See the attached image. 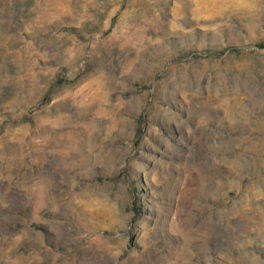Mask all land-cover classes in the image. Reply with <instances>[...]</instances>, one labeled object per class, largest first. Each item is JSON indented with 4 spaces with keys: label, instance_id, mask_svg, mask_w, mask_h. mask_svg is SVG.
Instances as JSON below:
<instances>
[{
    "label": "rangeland",
    "instance_id": "obj_1",
    "mask_svg": "<svg viewBox=\"0 0 264 264\" xmlns=\"http://www.w3.org/2000/svg\"><path fill=\"white\" fill-rule=\"evenodd\" d=\"M0 264H264V0H0Z\"/></svg>",
    "mask_w": 264,
    "mask_h": 264
}]
</instances>
